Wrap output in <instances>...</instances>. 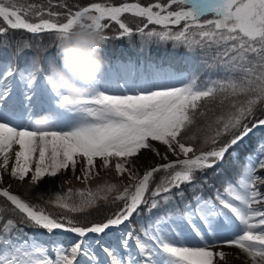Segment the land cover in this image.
Segmentation results:
<instances>
[{
  "label": "snow or ice",
  "instance_id": "snow-or-ice-1",
  "mask_svg": "<svg viewBox=\"0 0 264 264\" xmlns=\"http://www.w3.org/2000/svg\"><path fill=\"white\" fill-rule=\"evenodd\" d=\"M126 13L144 21L136 32L123 21ZM61 15L64 22L59 20ZM0 18L10 29L34 35L53 34L57 41L76 27L104 33L114 23L121 30V37L139 34L149 40L189 47L215 46L218 54L226 58L223 66L227 73L224 79L203 84L196 78L177 84L180 78L172 73L136 75L125 68L117 78L99 79L91 91L73 99L51 87L47 76L45 94L38 95L33 89L37 80L33 72L27 82L31 91L20 99L11 97L6 90L0 91V172L9 170V154L14 145L18 146L15 162L10 166V179L25 181L31 174L30 183L38 185L45 176L55 177L61 170L71 168L75 172L79 162L86 185L109 168L119 177L126 174L131 181L122 190L115 183L95 190L80 189L78 202H73L72 189L68 196H56L55 203L69 213L86 212L96 207L99 200L122 202L123 206L106 220L84 227L77 226L67 215L58 219L25 202L10 192V185L3 186L0 175V197L14 206L21 223L49 235L62 230L76 237L71 244L29 240L15 221H3L0 215V264H93L94 244L109 258L107 264H125L114 248L101 244V238L110 229L130 223L144 205H148L145 211L151 213L161 204L172 202L173 189H177L176 197L181 200L183 185H189V191L195 193L202 183L208 182L207 177L198 182L197 173L212 169L217 174L222 172L218 166L224 164L226 156L235 157L236 147L254 130L264 128V118L254 119L257 106L264 111V0H157L147 6L138 2L119 6L93 2L63 14L35 5L25 9L0 0ZM150 25L160 30L153 27L145 31ZM173 26L178 30L173 31ZM5 32L0 27V33ZM12 75L7 72V76ZM218 96L221 106L229 96L244 99L228 102L227 113L215 119L216 131L211 138L205 137L198 149L195 135L186 133L202 103L215 101ZM49 101L65 110L63 114L57 113L65 127L37 130L22 126L36 111L49 108ZM76 113L81 114L79 118ZM249 120H253L251 127ZM154 142L164 146L165 151L161 152ZM209 143L212 147L204 150ZM257 147L255 154L245 157L236 180L226 178L222 191L216 189L208 198L193 195L183 212L156 218L155 227L145 228L140 235L129 229L122 238V246H129V238L134 240L139 258L133 259L132 264H227L225 246H234L246 254L250 264H264V175L258 174L264 171V139L258 141ZM144 151L164 162L155 163L141 175L138 169L143 164L139 157ZM169 153L176 159H170ZM159 172L165 176L146 195ZM76 178L80 180L81 176ZM89 234L96 239L87 240Z\"/></svg>",
  "mask_w": 264,
  "mask_h": 264
},
{
  "label": "trees",
  "instance_id": "trees-1",
  "mask_svg": "<svg viewBox=\"0 0 264 264\" xmlns=\"http://www.w3.org/2000/svg\"><path fill=\"white\" fill-rule=\"evenodd\" d=\"M93 1H105L113 4H119L126 0H4L6 4L11 2L17 5H21L24 8H28L31 5H35L38 8L54 7V9L60 11L63 10L68 11L69 9L74 11L77 10L79 7L85 6ZM131 1H139L140 3L145 5H148L153 2H157V0H131ZM158 2L166 3L167 0H158ZM60 4H66L67 7L61 8L59 6ZM122 19L125 23H127V25L130 28L134 30V32H136V30H138L143 25V22L141 20L130 15H124ZM0 27L6 29L5 33H0V59H13L14 57L13 54L16 51H18L19 58H21L22 60V62L19 63L18 67H20L22 64H29L30 67L35 69V71H37L38 68L43 67L45 68V70H47L46 72H48L50 64L43 63L41 60H39L40 52L51 50L52 51L51 55L56 54L55 57L59 58L57 55L58 49L54 50V48H57L58 41L54 38L53 34H48V33L39 34V35L29 34L21 30L10 29L6 24L2 22ZM153 27L154 26L150 25L148 29H145V31H149ZM157 30L160 29L157 28ZM120 31L121 30L119 29L118 25H115L114 23H112L111 26L104 31L103 34L109 37V39L106 40V45L102 49V56L104 57V59L110 58L111 56H117L118 55L117 53L125 55L130 58L131 56L135 55L136 52L138 53L140 51H143L144 53L147 51L149 54L154 55L160 53L163 49H166L167 47L169 48L174 47L175 51H178L181 54L184 51V49L191 48V50H193L195 48L193 47L194 45L189 47L188 45L175 44L172 41L161 42L156 40L155 38L149 40L147 37H141L139 34H133L130 38L121 37L119 35ZM173 31H177V29H174ZM207 48L212 49L209 52V58H211L214 62L216 61L222 62V64L218 63L213 69L212 74H207L208 79L206 80V82L210 80L226 78L227 73L225 72L223 66V61L226 58L218 54V51L215 46L204 47V49ZM179 58L182 60L186 59L185 55H181ZM130 70L133 71V69ZM195 78L198 80L197 77ZM243 99L244 97L229 96L228 102H231L232 100H236L237 102H239L240 100ZM219 100L220 97L218 96L215 101L202 103L201 109L197 112L195 116V121L189 127L186 135H195L196 139L199 137L211 138L212 134L216 131L217 128V125L215 124V119L221 115H225L229 110L228 102H226L223 106H221L219 104ZM200 111H203L204 115H200L199 114ZM259 118H264V111L261 110V106H257L256 117L254 119H259ZM252 122L253 120L248 121L249 126H251ZM196 139L194 143L195 146L199 149L204 140L198 142L199 140ZM223 139L226 140L228 139V137H224ZM254 139L257 140V138ZM258 139H260V137H258ZM186 142L192 143L191 141H186ZM211 147L212 145L211 143H209L206 145L204 150H208ZM110 172L112 171H108L104 174H100L99 176L93 179H90L87 182V185L82 183L83 186L82 185L74 186L75 184H68L70 183L68 182L67 184H65V186L62 185L63 191H61L58 186L57 187L53 186L52 188H50L49 193L46 190H44L42 193L39 192L37 194L44 196L43 203L46 204L48 207L52 206V208L50 207V209H52L53 216L58 219L60 218L61 215H67L71 217L73 221L76 222V225H80V226H87L94 222H102L105 219L109 218L111 215H113L115 212H117V210L122 207V202L112 203L111 200H109L108 202H105L104 200H99L96 207H92L83 213H69L63 211L64 209L53 208V207L57 206V204L55 203L56 196L58 195L68 196L69 189L73 190V202H78L79 201L78 190L80 189L91 188L92 190H95L98 186H106L108 184L115 183L120 185L122 190V187L124 185H128L129 183H131V181H129L128 179H125V181L121 182L120 181L121 177L117 176V174H115V177L118 178L115 179ZM164 176H165L164 172H159L154 175L153 181L150 184L149 193L147 195H150L151 190H153L156 187V185L160 183L161 178ZM204 177H207L208 180L206 184L202 183ZM197 181L202 183V195H203L202 197L204 198L212 197L211 191L214 188L212 187V184L216 186L218 183H220L218 189H220L225 185L224 183L225 179H215V177L212 174H210L208 171L204 172L203 174L197 173ZM182 190L184 192L183 200H181L179 197H176L177 189H173L172 195L175 197V199L169 204L166 205L161 204L159 208L152 211L151 213L145 211L148 205L142 206L140 208V214L139 215L135 214L133 217V224L134 226L137 227L136 229L138 232L137 234H140V232L144 231L145 228H153L155 226L156 218L166 213L176 215L180 212H183L184 205L187 201H190L192 197L191 194L193 192L189 191V186L187 185H183ZM111 195H115V193H112ZM2 205H4V202L0 204V208ZM192 206L195 207V204L193 203ZM8 219L15 221L16 225L18 226L22 224L21 221H16V216L14 215H9L4 220L7 221ZM108 243L111 244V242Z\"/></svg>",
  "mask_w": 264,
  "mask_h": 264
},
{
  "label": "clouds",
  "instance_id": "clouds-1",
  "mask_svg": "<svg viewBox=\"0 0 264 264\" xmlns=\"http://www.w3.org/2000/svg\"><path fill=\"white\" fill-rule=\"evenodd\" d=\"M105 45L104 34L94 28L76 27L64 35L57 43L59 65L49 66L50 86L73 99L87 94L104 71ZM56 119V113L46 111L31 116L29 123L32 128L42 130L51 127Z\"/></svg>",
  "mask_w": 264,
  "mask_h": 264
},
{
  "label": "rangeland",
  "instance_id": "rangeland-1",
  "mask_svg": "<svg viewBox=\"0 0 264 264\" xmlns=\"http://www.w3.org/2000/svg\"><path fill=\"white\" fill-rule=\"evenodd\" d=\"M105 4H108V5H110L109 3H106V2H104ZM25 9H27V8H25ZM47 9H49V8H47ZM54 10V9H53ZM57 12V11H56ZM207 18H211V17H207ZM63 18L62 17H60L59 18V20H62ZM64 20V19H63ZM153 66V65H152ZM151 75H152V73H151ZM102 78V77H101ZM178 81L179 80H177L176 81V83H178ZM5 86H0V89H1V91H8L9 92V95L11 96V97H13V98H16V99H20L22 96H20V95H18L19 94V91L17 90L16 92L14 91V90H10L9 91V89L8 88H4ZM24 88H26V92H28V87H26V86H24ZM13 89V88H12ZM33 89L36 91V88H34L33 87ZM30 90V89H29ZM31 91V90H30ZM29 91V92H30ZM26 93H24V95H25ZM109 94H112V92L111 93H109ZM52 103H53V105L55 106V103H54V101H52ZM57 109H58V113H61V114H63V113H65V110H63V109H60V108H58L57 106H55ZM37 113H42V112H37ZM57 115V114H56ZM77 118H79V116L81 115V114H79V113H76V114H74ZM22 126H25V127H29V128H32V126L30 125V123H29V121L28 120H25L24 122H23V125ZM63 128V127H65V124H64V122H63V120L62 119H59V118H57L56 119V121H55V123L51 126V127H49V128ZM65 130H70V129H68V128H65ZM254 133V135H258L259 134V131L258 130H256V131H254L253 132ZM214 134V133H213ZM212 134V135H213ZM252 134V133H251ZM251 134H250V136H251ZM250 136L248 137V138H250ZM199 137V136H198ZM254 137V136H253ZM248 138H246V139H248ZM246 139H245V141L244 142H242L241 144L243 145H245V147H247V149H249L248 151V153H243V152H245V149H243V148H241L242 147V145L240 144L239 146H237L236 147V149H235V152L237 153V155L235 156V157H233V156H226V158H225V162H224V164L223 165H219L218 166V168H220V167H225V169H226V171H225V175H223V179H225L226 180V178L227 179H231V178H235L236 179V174L240 171V169L244 166V164H245V157L248 155V154H255L257 151H258V147H257V144H258V141H261L262 139H264V136L263 137H261V139H259V140H257V142H252L251 144L249 143V145L247 146V141H246ZM253 138H251L250 139V142H251V140H252ZM196 140H199L198 142H201V141H203L204 140V138H202V137H199V138H197ZM155 143H157L164 151H165V148H164V146H162V145H160L158 142H155ZM231 151V150H230ZM232 162V163H231ZM226 163H230V165L228 166ZM97 164H99V159H97ZM226 165V166H225ZM81 167H82V165H81V163H79L78 162V164H77V167H76V169H75V172H73L72 170H71V168H69V169H66V170H61V171H59L58 172V174L55 176V177H50V176H45L39 183H38V185H32L31 183H30V175L31 174H29V177L28 178H26V180L25 181H19L18 179H14L13 178V187H12V189L14 190V191H16L17 193H20L21 192V190L20 189H25V190H28V192H30V193H32L33 191H36V193H32L33 194V196H35V197H38L37 196V193H39L40 192V189L38 188V186L39 187H44V189L49 193V190H50V188H52L53 186H58L59 187V189L61 190V191H63L62 189H63V186L62 185H64L65 186V184H67L68 182H70V183H68V184H75L74 186H83V184L82 183H84L83 182V177H82V173H81ZM108 171H113V172H115L114 171V169H112V168H109V169H105V170H102V171H100L99 172V175L100 174H104V173H106V172H108ZM139 173L141 174V171H139ZM259 175H264V171H261V172H259L258 173ZM0 175H2V173L0 172ZM126 175V174H125ZM77 176H81V179L80 180H77ZM127 176V175H126ZM95 177H97V176H94V178ZM93 179V178H92ZM222 179V178H221ZM85 184V183H84ZM55 187V188H56ZM65 188V187H64ZM261 191H264V186H261ZM27 196H29V195H27ZM35 197H31V198H35ZM35 199H37V198H35ZM64 211H66V210H64ZM127 225V226H126ZM129 225H131L130 223H127L126 222V224H125V226L124 225H122L119 229H116V228H113V229H116L117 231H120V232H118L119 233V235H125L126 233H127V229L126 230H124V231H121V230H123V229H125V227H128L129 228ZM28 238H29V240H36V241H40V242H45L46 243V241L47 240H49V238H39V237H37L36 235H33V234H31L30 236H28ZM119 241L122 243V241H121V239H119ZM134 240L133 239H131V238H129V244H131L132 242H133ZM96 248L98 247V246H95ZM101 249V248H100ZM137 249V248H136ZM223 249H226V250H233V251H238V252H240V250H238V249H236L234 246H231V247H227V246H225ZM138 250V249H137ZM125 251H128V250H125ZM137 253H138V251H136ZM241 254H244V253H242V252H240ZM49 254H53L51 251H49V253H48V255ZM245 256H246V254H244ZM105 260V259H104ZM100 264H107V263H105V262H102V263H100Z\"/></svg>",
  "mask_w": 264,
  "mask_h": 264
},
{
  "label": "bare ground",
  "instance_id": "bare-ground-1",
  "mask_svg": "<svg viewBox=\"0 0 264 264\" xmlns=\"http://www.w3.org/2000/svg\"><path fill=\"white\" fill-rule=\"evenodd\" d=\"M155 144L161 152H164V150L157 143H155ZM15 150H18V146L14 145L12 153L9 154L10 155L9 170L6 172H1V173L3 176V186H9L10 185V188H9L10 192L17 195L16 191H14L12 189L13 178L10 179V166L15 162V158H14ZM169 158L173 159L174 157L169 153ZM139 159H140V162L143 164V167L138 169V171H141V175L143 174L145 169L152 167L153 165H155V163H163L164 162V161L158 160L152 153H150L148 151H144L140 155ZM110 173L114 176L115 179L118 178V177H115V174H116L115 172L112 171ZM125 179H127L126 175L124 177H121L120 181L123 182V181H125ZM118 183H120V182H118ZM223 250L228 253L227 264H250L249 258H247V256H245L244 254H241L240 252L233 251V250H226V249H223Z\"/></svg>",
  "mask_w": 264,
  "mask_h": 264
},
{
  "label": "water",
  "instance_id": "water-1",
  "mask_svg": "<svg viewBox=\"0 0 264 264\" xmlns=\"http://www.w3.org/2000/svg\"><path fill=\"white\" fill-rule=\"evenodd\" d=\"M154 166V165H153Z\"/></svg>",
  "mask_w": 264,
  "mask_h": 264
}]
</instances>
